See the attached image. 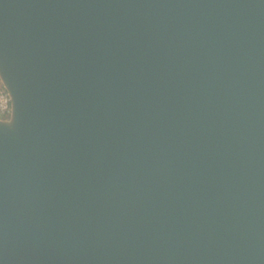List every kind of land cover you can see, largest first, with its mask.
<instances>
[{
    "label": "water",
    "instance_id": "water-1",
    "mask_svg": "<svg viewBox=\"0 0 264 264\" xmlns=\"http://www.w3.org/2000/svg\"><path fill=\"white\" fill-rule=\"evenodd\" d=\"M0 264H264V0H0Z\"/></svg>",
    "mask_w": 264,
    "mask_h": 264
},
{
    "label": "built area",
    "instance_id": "built-area-1",
    "mask_svg": "<svg viewBox=\"0 0 264 264\" xmlns=\"http://www.w3.org/2000/svg\"><path fill=\"white\" fill-rule=\"evenodd\" d=\"M11 98L5 89L0 88V113L4 116L10 114Z\"/></svg>",
    "mask_w": 264,
    "mask_h": 264
},
{
    "label": "rangeland",
    "instance_id": "rangeland-1",
    "mask_svg": "<svg viewBox=\"0 0 264 264\" xmlns=\"http://www.w3.org/2000/svg\"><path fill=\"white\" fill-rule=\"evenodd\" d=\"M0 88L4 89V87L2 86L1 80H0ZM0 117H5V116L0 113Z\"/></svg>",
    "mask_w": 264,
    "mask_h": 264
}]
</instances>
